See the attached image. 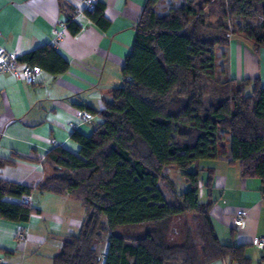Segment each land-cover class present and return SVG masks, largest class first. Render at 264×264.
<instances>
[{
  "label": "trees",
  "instance_id": "obj_1",
  "mask_svg": "<svg viewBox=\"0 0 264 264\" xmlns=\"http://www.w3.org/2000/svg\"><path fill=\"white\" fill-rule=\"evenodd\" d=\"M180 1L161 14L158 0L146 1L121 69L122 86L101 111L89 110L100 119L89 134L71 133L77 154L51 148L41 161L48 171L34 187L0 178L4 220L25 223L38 213L20 202L34 191L69 196L83 206L78 231L63 238L50 264H100L103 242L104 264H250L243 245L223 244L215 233L213 173L202 163L226 156L242 179L259 180L264 198V87L259 78L221 77L215 65L216 48L236 32L228 25L235 16L262 17L251 41L264 48V0ZM59 6L66 29L76 35L75 9L66 0ZM103 11L96 3L83 10L101 26ZM17 60L53 75L68 68L50 45ZM227 137L228 155L221 149ZM9 162L0 160V168ZM168 170L182 179L180 188Z\"/></svg>",
  "mask_w": 264,
  "mask_h": 264
},
{
  "label": "crops",
  "instance_id": "obj_2",
  "mask_svg": "<svg viewBox=\"0 0 264 264\" xmlns=\"http://www.w3.org/2000/svg\"><path fill=\"white\" fill-rule=\"evenodd\" d=\"M62 0H0V46L19 57L40 46L50 45L68 63L57 75L44 70L28 85L19 75L25 62L18 61L16 71L0 75V160L10 161L0 168V178L34 187L48 170L41 161L54 146L77 154L71 140L77 130L89 134L100 121L74 123L80 110L101 111L114 88L123 84L121 73L129 55L135 25L147 0H94L104 6L105 22L98 25L83 12L89 0H66L76 11L80 31L71 35L61 12ZM262 21L260 15L228 21L236 31L226 46L216 48V71L229 79L259 78L264 87V48L253 45ZM74 123V125H72ZM227 155L229 150L227 149ZM32 158L26 161L23 158ZM212 191L211 219L219 241L243 245L250 264H264V248L253 244L264 237V198L258 179H242L237 163L226 156L210 160ZM206 179L207 172L201 174ZM199 196L207 194L199 186ZM11 200L10 198H6ZM32 213L25 223L0 218V263L50 264L65 236L75 234L85 217L81 203L69 196L34 191ZM246 211L242 227L234 226V213ZM23 236H19L18 232ZM107 243L97 246L104 264ZM211 264H235L226 260Z\"/></svg>",
  "mask_w": 264,
  "mask_h": 264
},
{
  "label": "built area",
  "instance_id": "obj_3",
  "mask_svg": "<svg viewBox=\"0 0 264 264\" xmlns=\"http://www.w3.org/2000/svg\"><path fill=\"white\" fill-rule=\"evenodd\" d=\"M95 1L89 0L85 3L84 9L91 11L94 9ZM18 64L17 57L7 52L2 46H0V75L4 72H15ZM41 68L37 65H24L19 72V75L23 78L24 82L28 85L35 83L36 77L41 73ZM93 114L88 111L80 110L76 114V120L74 123L89 122L93 119ZM72 123V125H74ZM22 204H30L31 196L27 195L20 199ZM246 211L238 209L234 213V226L242 227L245 222ZM19 236H23L22 232H18ZM253 244L263 249L264 248V237L255 238Z\"/></svg>",
  "mask_w": 264,
  "mask_h": 264
},
{
  "label": "rangeland",
  "instance_id": "obj_4",
  "mask_svg": "<svg viewBox=\"0 0 264 264\" xmlns=\"http://www.w3.org/2000/svg\"><path fill=\"white\" fill-rule=\"evenodd\" d=\"M181 3L180 0H158V2L155 5L156 11L158 13H164L166 11V9L172 5H179ZM229 147V140L228 137L222 141L221 144V149L223 150H227ZM209 163V161H204L202 164L204 167H207V164ZM167 173L169 174V176H172L173 179L177 180L178 186L179 188L181 187V183H182V179L178 177H176L178 174L172 170H168ZM201 201L205 202L207 201V199H201Z\"/></svg>",
  "mask_w": 264,
  "mask_h": 264
}]
</instances>
